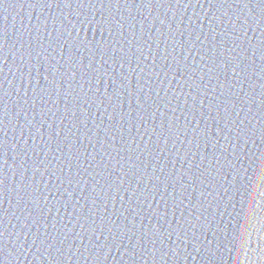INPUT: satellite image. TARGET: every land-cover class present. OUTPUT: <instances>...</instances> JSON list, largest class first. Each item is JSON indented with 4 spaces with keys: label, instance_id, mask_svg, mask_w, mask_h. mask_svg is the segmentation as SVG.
<instances>
[{
    "label": "snow or ice",
    "instance_id": "6c2138e0",
    "mask_svg": "<svg viewBox=\"0 0 264 264\" xmlns=\"http://www.w3.org/2000/svg\"><path fill=\"white\" fill-rule=\"evenodd\" d=\"M199 2L200 0H197L198 4ZM206 2L209 10L223 12V16H235L236 21L242 22L230 20L227 27H218L215 21L219 19L223 23V16L217 17L213 13V19L208 21L207 32H204V25L200 24L198 25L200 31L189 27L187 37L184 38L182 31L173 33L170 28L161 47L160 39L145 35L143 21L140 22L141 28L137 34L136 18L133 16V23L125 28L121 20L113 17L112 9H124L131 15L133 11L163 6L164 0H139V3L137 0H41L39 6L42 9L55 6L58 9L70 10L66 19L70 20L73 28L77 24L84 26V31L81 34L78 29L73 36L72 29L65 27L61 20L60 31L57 32L54 27L49 33L47 46L40 43L39 39L35 46L29 43L26 53L29 57L28 83L32 84L31 57L35 52L36 87L31 89V97L27 91L24 92L25 99L19 106V112L27 116L28 111L39 109L41 120L37 122L33 112L32 118L25 121L24 128L27 129L29 136H32L34 130L41 141L31 146L24 141L23 154L17 151L15 155L25 161L29 151L33 154L32 179L27 176V166L24 162L19 166L15 163L9 165V141L6 132L10 123L9 118L16 120L18 113L14 109L10 111V105L5 99L9 93L3 90V81H0V205L8 199L11 191L21 200L26 198L37 210L38 216H43L41 202L42 199L47 200V196L35 181V172L43 168L44 172L50 173L49 180L55 176L58 182L55 185L58 212L59 207L67 209L74 196V191H69V187L64 185H83L87 191L86 194L81 191L79 198L84 200V205L79 207L72 205L71 216L75 218L74 223L81 224L82 229L87 225L92 233L99 228L103 234L106 229L113 236L115 246L123 245L124 239L127 238L128 244L131 245L124 248L128 256L127 264L137 262L148 264V261L152 264H164V258L169 253L164 252L162 248L158 249L156 244H163L166 237L171 240V233L168 230L171 224L164 229L160 222L164 220L167 223L166 210L169 203L161 194L165 212L155 220V224H152L151 221L158 213V210L153 211L147 216L148 225L144 224L145 209L141 205L160 194L161 186L165 193L169 187L175 192L177 186L182 188L185 175L193 183L196 177L192 174L191 162L187 171L181 169L178 173H173L171 170L164 175V169L161 168V175L157 176V166L152 165V160L158 161L160 155L155 153L167 150L168 141L173 140V137L178 139L183 135L187 138L189 133L192 134L191 141L196 142L197 147L200 143L205 147L213 141L217 143L218 136L212 135L208 122L216 125L221 133L223 128H220L217 122L233 125L236 141H239L243 134L252 140L254 145L256 137L264 143V0H206ZM176 3L178 6L180 0H176ZM168 7L172 5L169 3ZM100 9L107 12V17L97 20L93 10ZM72 15L77 19L71 20ZM89 16L92 19H89ZM56 23L57 21H53L54 25ZM249 29L253 33L259 32L255 40L248 38ZM65 32L67 36L64 35ZM158 33L164 36L163 31L158 30ZM7 43V28H0V73L4 71L2 65L7 62L5 52ZM169 47L172 49L171 52ZM57 51L59 55L56 54ZM41 57L46 70L44 73L39 71L42 66ZM257 57L259 64L256 62ZM41 76L43 83L40 80ZM173 80L177 82L175 88L172 87ZM53 96L55 98L51 101L52 105L57 106L56 111L61 113L59 116L61 127L53 128L49 124L45 141L41 129L47 123L45 113H51L52 108L47 107L48 102L44 97ZM125 103L128 105L127 111L124 110ZM93 107L97 111L103 108L107 122L99 117L93 119ZM169 108L171 114L168 112ZM157 113L161 118L159 123L155 124L153 121ZM233 114L239 118L238 121L232 119ZM126 117L127 125L124 123ZM65 120L68 125L67 131L63 127ZM96 120H99V123H96ZM90 121L93 127H89ZM253 121H256V124H253ZM201 122H204L203 127H200ZM232 132L233 128L230 127L229 133ZM137 135L141 141L146 135L147 143L143 145L137 143ZM153 136H156L155 145L152 141ZM161 139L165 145L163 149L160 147ZM37 152L43 154V159L35 158ZM261 157H264V152H261L260 156L253 152L246 157L249 167L252 168L251 175L247 168L243 174L236 170L240 176V187H237L236 191L239 192L243 188L248 192L255 184L256 193L264 200V161H261ZM237 159L242 160V157L238 156ZM257 161L261 163L257 164ZM253 165L256 167H252ZM9 168L15 169L11 177ZM17 172L19 181L15 180ZM145 177L149 183L155 177L157 183L152 184L150 189L149 184L145 183ZM44 187L50 194L51 189L46 185ZM122 189L124 192H130L131 196L127 200L121 198L120 207L117 209L116 196H113L112 192L118 195ZM62 193H67V200ZM252 199L255 200V195ZM171 200L173 209L183 204L182 196L172 197ZM109 201L112 203L110 214ZM259 207L261 209L259 212L249 207V212L242 217L244 223L237 221L238 227L225 226L222 243L224 251L229 255L237 243L239 248L247 250L245 258L251 252L264 253L262 214L264 204ZM226 212L227 205L220 215L223 216ZM7 217V211L0 213V239L7 233V225L4 223ZM137 218H140L139 223ZM44 227L47 229L48 224L45 223ZM52 227L55 229L56 224H52ZM114 228L116 232L113 231ZM253 233L259 234L256 240L252 238ZM132 236L136 238L134 245ZM254 244L257 247H253ZM103 246L111 251V245ZM86 251L91 252V249ZM175 251L169 248V252ZM157 252L162 253L159 258L154 255ZM0 255H3L2 249ZM48 259L51 261L50 253ZM71 259L69 256L67 261ZM7 260L8 257L4 256L0 264H6ZM106 260L105 257L104 261ZM53 264L62 262L57 259ZM93 264H101L99 256Z\"/></svg>",
    "mask_w": 264,
    "mask_h": 264
},
{
    "label": "water",
    "instance_id": "95a60500",
    "mask_svg": "<svg viewBox=\"0 0 264 264\" xmlns=\"http://www.w3.org/2000/svg\"><path fill=\"white\" fill-rule=\"evenodd\" d=\"M40 3L41 0H0V28H7L8 31V43L5 49L7 62L2 65L4 71L0 73V81H3V90L9 93L5 99L10 105V111L14 109L18 113L16 120H12L11 117L9 118L10 123L6 132L9 141L8 160L9 165L15 163L19 166L24 162L27 166V176L29 179L33 177V168L31 167V162L34 158L33 154L29 151V155L25 161H22L21 157L15 155L17 151L23 154L24 141H27L29 146L41 141V138L36 136L34 130L32 136H29L27 129L24 128L25 121L32 118L33 112H35L36 121L39 122L41 120L39 109L36 108L28 111L27 116L19 112V106L23 104L25 99L24 92L27 91L29 97H31V89L36 87L35 78L37 70L34 66L37 63V58L35 52H33L31 57V65L33 66L32 84L29 85L28 83L29 57L26 53L29 43L35 46L36 41L39 39L40 43H44L47 46L46 40L49 37V33L53 31L54 27L57 32L60 31L61 25L59 21L61 20H63L65 27L72 29L73 36L76 35L78 29L81 31V34L84 31V26L77 24L73 28L70 20L66 19V17H69L70 10L64 8L58 9L55 6L44 7L42 9L39 6ZM137 3H139V0H137ZM169 3L172 7H168ZM200 5H203V7ZM93 11L97 20L101 19V17H107V12L103 9ZM112 13L115 19H119L124 23L125 28H128L133 23L132 17L134 16L136 18L135 28L137 34H139L141 28L140 22L143 21L145 35H152L160 39L162 42L161 47H163V42H165V37L170 28L173 33L178 30L182 31L184 38H186L189 27L200 31L198 25L203 24L204 32H207L209 27L208 21L213 19V13L217 17L223 16V12H217L215 9L209 10L206 0H200L199 4L197 0H191L190 5L189 0H180L178 6L176 0H164L163 6L158 5L152 9L133 11L131 15L124 9H112ZM118 13H122V15ZM70 19L76 20L77 17L72 15ZM80 19H83V17H80ZM89 19H92V17L89 16ZM230 20L236 21V17L223 16V23L217 19L215 25L227 27ZM53 21H57V23L54 25ZM189 21H191L190 25ZM158 30L163 31L164 36H160ZM88 31L89 35H91L90 28ZM64 35L67 36V33L65 32ZM258 36L259 32L253 33L251 29L248 30V38L255 40ZM97 37H99V33H97ZM168 43L171 44L170 41ZM171 50V47H169L170 52ZM56 54L59 55V51ZM196 58L199 59V57ZM40 59L42 66L39 71L44 73L46 70L43 67V57ZM157 62H159V57L157 58ZM256 62L259 64L258 57ZM40 80L43 83V76L40 77ZM176 86L177 82L173 80L172 87L175 88ZM153 96H155V93H153ZM161 96H163V93H161ZM54 98V96L52 98L44 97V100L48 102L47 107L52 108L51 113H45L47 123L41 129L44 133L43 139L45 141L47 140L49 124L53 128L61 127L59 120L61 113L56 111L57 106L52 105L51 102ZM38 103L40 102L38 101ZM133 106H135L134 102ZM127 107L128 105L125 103V111H127ZM161 107L163 108V106ZM111 110L110 108L109 112ZM168 112L171 114V108L168 109ZM92 113L93 119L99 117L107 122V116L104 114L103 108L97 111L93 107ZM242 116L243 113H241L240 118ZM160 118L159 113H157V117L153 123L158 124ZM232 119L238 121L239 118L233 114ZM96 123H99V120H96ZM124 123L127 125V117ZM217 123L220 128H223L222 133L218 131L216 125L208 122L212 135L218 136L217 143L213 141L207 147L203 143H200L199 147H197L196 142L191 141V133L188 134L187 138L183 135L178 139L173 137L175 143H173V140H169L167 150L162 153H155V155H160V159L158 161L152 160V165L157 166V176L161 175V168L164 169V175H167L171 170L173 173H178L181 169L187 171L188 165L191 162L193 163L191 171L196 177L195 183H193L185 175L182 181V188L177 186L175 192L172 191V187H169L165 193L161 186L160 194H157L154 199L150 198L146 203L141 205L145 209L144 224L148 225L147 216H150L153 211L158 210V213L151 221L152 224H155V220L165 212L164 203L161 201V194L164 195V199L169 203L166 210L167 223L164 220L160 222L164 229H167L168 224H171V228L168 229L171 233V240H168L166 237L163 244H156L158 249L162 248L164 252L169 253L164 258V264H264V253L260 251L248 253L247 258H245L247 250L239 248L237 243L232 249L231 255H229L228 252L224 251V244L222 243L224 241L223 232L226 225L238 227L237 221L244 223L242 217L249 212V207L255 208L259 212L261 211L259 206L264 204V200L256 193L255 184L252 185V188L248 192H245L243 188L239 192L236 191V188L240 187V176L237 175L236 170L238 169L243 174L244 169L247 168L251 175L252 168L249 167V161L246 157L253 152L257 156H260V153L264 152V143L256 137L254 145L252 140L243 134H241L240 140L236 141L233 125ZM253 124H256V121H253ZM203 126L204 122H201L200 127ZM63 127L67 131V120H65ZM89 127H93L91 121ZM230 127L233 128L231 134L229 133ZM109 139L111 138L109 137ZM147 141L148 137L146 135L143 141L137 135V143L143 145ZM152 141L153 145H155L156 136L152 137ZM160 147L161 149L165 147L163 139H161ZM185 153H187V159H185ZM238 156L242 157V160H238ZM35 158L38 160L43 159V154L37 152ZM49 159H52V157H49ZM144 159L147 162V157ZM261 161H264V157H261ZM261 161H257V164H260ZM53 163H56V161H53ZM252 167L256 166L253 165ZM14 170L13 168L8 169L10 177ZM149 171L151 172V168H149ZM258 174L259 171L257 170ZM49 175L50 173L44 172L43 168L35 172V181L40 186V190L44 191L47 196V200L42 199L41 202V209L44 211L43 216H38L37 210L31 206L26 198L21 200L11 191L9 192L8 199L4 200L3 204L0 205V213L4 211L8 213V217L4 221L7 225V233L0 239V249L3 250L0 260H3V257L7 256L8 260L6 264H53L57 259L62 264L64 262H67V264H93L97 256H99L101 264H127L128 256L125 254L124 248L131 247L128 244L127 238L124 239L123 245L115 246L113 245V236L106 229L103 231V234H101L99 228H97L95 233H92L89 231L87 225L82 229L81 224L73 222L75 218L71 216L73 212L72 205H77V207L84 205V200L79 198L81 191H84L85 194L87 191L83 185H64L65 187H69V191H74V196L68 208L59 207L58 212V205L55 203L58 195L55 185L58 182L55 176L49 180ZM15 180L19 181V172H17ZM145 183L149 184V188L151 189L152 184H156L157 181L154 177L151 183H149L147 177H145ZM45 185L48 189H51L50 194L45 191ZM141 187L143 188V185ZM62 194L65 200H67V193ZM112 195L116 196V208L119 209L121 198L127 200L130 198L131 193L124 192L122 189L118 195L114 191ZM253 195H255L254 201L252 199ZM181 196L183 204L173 209L171 198H179ZM225 205H227V212L221 216L220 214L224 211ZM108 209L110 214L112 211L111 201L108 203ZM121 219L123 218L121 217ZM139 219L137 218V223H139ZM45 223L48 224L47 229L44 227ZM52 224H56L55 229H53ZM113 231L116 232V229L114 228ZM45 236H47L46 242ZM258 236V233H253V240H256ZM105 244L111 245V251H109L108 247L103 246ZM132 244H136L135 236H132ZM148 247L150 248L151 245H148ZM253 247H257V245L254 244ZM58 248L60 251H57ZM169 248L176 250L175 253L169 252ZM86 249H91V252L86 251ZM49 253L51 254V261L48 259ZM161 254L157 252L154 255L159 258ZM69 256L72 257L71 261H67ZM105 257L107 258L106 262L104 261ZM148 264H152V262L148 261Z\"/></svg>",
    "mask_w": 264,
    "mask_h": 264
}]
</instances>
